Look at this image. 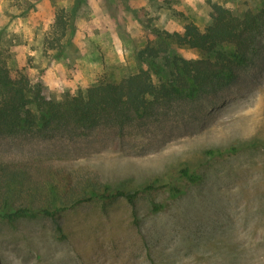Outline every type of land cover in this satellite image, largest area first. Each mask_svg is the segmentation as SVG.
I'll list each match as a JSON object with an SVG mask.
<instances>
[{"label":"rangeland","instance_id":"rangeland-1","mask_svg":"<svg viewBox=\"0 0 264 264\" xmlns=\"http://www.w3.org/2000/svg\"><path fill=\"white\" fill-rule=\"evenodd\" d=\"M243 2L0 0V64L61 100L144 69L136 53L151 27L181 32L193 22L203 29L212 3L236 10ZM177 50L199 56L187 46ZM0 153L88 165L127 191L155 178L162 184L183 164L201 176L176 180L177 194L158 188L133 203L93 200L57 221L0 220V264H264V60L216 95L173 103L121 130L97 127L73 140L2 139Z\"/></svg>","mask_w":264,"mask_h":264},{"label":"trees","instance_id":"trees-1","mask_svg":"<svg viewBox=\"0 0 264 264\" xmlns=\"http://www.w3.org/2000/svg\"><path fill=\"white\" fill-rule=\"evenodd\" d=\"M248 1L236 10L212 3L211 22L203 29L193 22L181 32L151 27V36L136 53L144 69L116 82L98 80L61 100L46 98L40 82H32L22 70L11 77L0 64V140H73L97 127L121 130L173 103L218 94L256 59L264 60V0ZM181 46L198 50L199 56L184 57L177 50ZM61 160L43 153H0V220L39 215L57 221L85 202L123 198L133 203L140 192L166 188L177 194L176 180L201 179L195 167L183 164L162 184L155 178L127 191L104 182L88 165H62Z\"/></svg>","mask_w":264,"mask_h":264}]
</instances>
